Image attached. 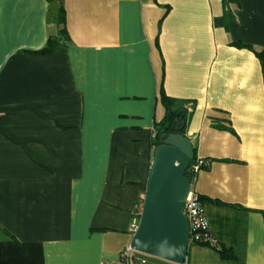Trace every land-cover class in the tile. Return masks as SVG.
<instances>
[{
	"label": "crops",
	"instance_id": "1",
	"mask_svg": "<svg viewBox=\"0 0 264 264\" xmlns=\"http://www.w3.org/2000/svg\"><path fill=\"white\" fill-rule=\"evenodd\" d=\"M62 11L66 47L36 54ZM162 88L212 161L193 188L218 248L186 264H264V0H0V264L120 257Z\"/></svg>",
	"mask_w": 264,
	"mask_h": 264
},
{
	"label": "water",
	"instance_id": "2",
	"mask_svg": "<svg viewBox=\"0 0 264 264\" xmlns=\"http://www.w3.org/2000/svg\"><path fill=\"white\" fill-rule=\"evenodd\" d=\"M195 159L192 141L171 133L156 147L140 215L130 246L171 264H185L190 248L185 201L192 189L187 171Z\"/></svg>",
	"mask_w": 264,
	"mask_h": 264
},
{
	"label": "trees",
	"instance_id": "3",
	"mask_svg": "<svg viewBox=\"0 0 264 264\" xmlns=\"http://www.w3.org/2000/svg\"><path fill=\"white\" fill-rule=\"evenodd\" d=\"M61 13L62 15H60V19H59V24L61 27L59 30V35L61 38L60 39L57 37L50 38L48 40L47 45L43 49L35 52L36 54L48 55V54L55 52L56 50L64 49L66 47L65 41L68 40V32L66 29V15L64 11H62ZM259 56H261V54H259ZM159 101L162 103V105L165 108V116L161 120L155 122L153 126L154 135H153L152 144L155 149L156 147L160 146L164 142V140L169 134L171 133L184 134L186 130L187 121H188L187 110L184 107H177L176 100L168 97L165 94L163 88L161 89L160 94H159ZM216 127H218L219 129L232 130L229 127H224V126H219V125L218 126L216 125ZM194 151H195V159L191 163L187 171V177L191 180L192 183L194 182V180L196 179L199 173L198 174L194 173V171L191 170V166H193L194 164H200V159L197 158V147L195 146H194ZM206 162H208L209 165L207 166L205 163H203L200 166V171L207 170L210 168L212 161L206 160ZM191 244H194V243H191ZM195 245H200V244H195ZM201 246H204V245H201ZM221 253L224 258H229V259L233 258V256L227 253L226 251H222Z\"/></svg>",
	"mask_w": 264,
	"mask_h": 264
},
{
	"label": "built area",
	"instance_id": "4",
	"mask_svg": "<svg viewBox=\"0 0 264 264\" xmlns=\"http://www.w3.org/2000/svg\"><path fill=\"white\" fill-rule=\"evenodd\" d=\"M203 163H205L207 166L209 165L206 160L204 162L203 159H200V164H194L193 166H191V170H193L194 173L198 174L200 172V166ZM140 215L141 213L129 228V232L132 237L139 229ZM185 215L188 219L190 227V244L194 243L209 246L211 248H218L217 241L210 234L209 221L201 195L194 190L193 183L192 189L185 201ZM137 254L138 252L132 249V247L129 245L125 250H123L117 260H105L101 264H146L145 259L139 258Z\"/></svg>",
	"mask_w": 264,
	"mask_h": 264
},
{
	"label": "rangeland",
	"instance_id": "5",
	"mask_svg": "<svg viewBox=\"0 0 264 264\" xmlns=\"http://www.w3.org/2000/svg\"><path fill=\"white\" fill-rule=\"evenodd\" d=\"M124 239L127 240V243H130L132 240V235H130V234L113 235V238H112V245H113L112 248H114L113 251H117V249H120V247L124 243V242H122ZM137 256L141 259H146V260H150L151 258H153V257H150V256L142 254V253H138Z\"/></svg>",
	"mask_w": 264,
	"mask_h": 264
}]
</instances>
